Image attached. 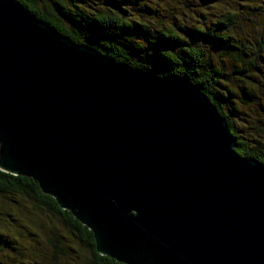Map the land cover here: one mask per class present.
<instances>
[{"label": "water", "instance_id": "obj_1", "mask_svg": "<svg viewBox=\"0 0 264 264\" xmlns=\"http://www.w3.org/2000/svg\"><path fill=\"white\" fill-rule=\"evenodd\" d=\"M236 147L188 77L117 62L0 0V170L37 181L100 255L264 264V165Z\"/></svg>", "mask_w": 264, "mask_h": 264}, {"label": "trees", "instance_id": "obj_2", "mask_svg": "<svg viewBox=\"0 0 264 264\" xmlns=\"http://www.w3.org/2000/svg\"><path fill=\"white\" fill-rule=\"evenodd\" d=\"M19 1L36 19L117 62L160 78L188 77L226 119L236 153L264 165V0ZM0 196L13 198V223L19 207L39 229L47 230L45 218L57 224L48 264H124L100 255L93 232L33 178L0 170ZM6 238L0 232V252Z\"/></svg>", "mask_w": 264, "mask_h": 264}, {"label": "rangeland", "instance_id": "obj_3", "mask_svg": "<svg viewBox=\"0 0 264 264\" xmlns=\"http://www.w3.org/2000/svg\"><path fill=\"white\" fill-rule=\"evenodd\" d=\"M11 199H13L12 196H0V232L7 236L4 240V251L0 252V259L3 258L6 260L7 264H36V259H39L43 263V261H47L46 258H49L46 264L50 263L52 257V252L49 251V249L52 248L49 241L51 236L50 231L55 229L57 224L54 225L50 219L45 218L44 222L45 225H47V230L42 226L40 227L41 229H39L35 224L32 225L33 222H31V219H34L33 214L28 213V215H24L18 213L19 207L15 210L16 213H12L17 218V221L13 223V220L8 217V212L13 208V205L9 202ZM24 206H28L29 209H32L33 203L28 202ZM22 207L23 206H21V209ZM6 219H8L7 222ZM4 223L6 224L5 226H3ZM7 223L10 225H7ZM12 223L14 230L10 227ZM32 230L35 231L37 235H33ZM62 232L65 233L63 229ZM10 240H13L12 242H16V244H11ZM14 246H16L18 250H16ZM42 254H44L46 258H44ZM74 257L78 259L76 255Z\"/></svg>", "mask_w": 264, "mask_h": 264}]
</instances>
